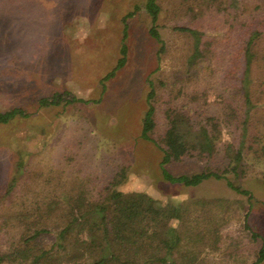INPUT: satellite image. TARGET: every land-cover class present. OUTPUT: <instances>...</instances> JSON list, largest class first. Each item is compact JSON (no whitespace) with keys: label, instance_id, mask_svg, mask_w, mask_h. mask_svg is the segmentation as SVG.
Returning a JSON list of instances; mask_svg holds the SVG:
<instances>
[{"label":"rangeland","instance_id":"1","mask_svg":"<svg viewBox=\"0 0 264 264\" xmlns=\"http://www.w3.org/2000/svg\"><path fill=\"white\" fill-rule=\"evenodd\" d=\"M146 1L0 0V112L22 108L28 114L0 124V252L16 241L17 222L8 217L24 204L47 195L96 196L117 179L118 191L175 204L203 202L188 209L192 240L184 228L183 244L196 256L192 264L257 259L264 244V0H156L160 53L148 33ZM125 26L126 56L117 66ZM174 27L203 32L201 48L208 51L196 65L187 62L193 37ZM255 28L254 108L240 146L243 103L235 86L244 42ZM149 81L156 122L150 136L182 155L166 169L173 175L218 172L250 197L230 189L225 179L210 177L190 187L163 179L162 151L141 137ZM73 96L77 100L67 102ZM168 108L198 125L215 118L217 129L207 123L212 133L219 131L213 155L185 153L168 129ZM238 148L242 160L235 172ZM38 232L36 242L49 248L55 232Z\"/></svg>","mask_w":264,"mask_h":264},{"label":"trees","instance_id":"2","mask_svg":"<svg viewBox=\"0 0 264 264\" xmlns=\"http://www.w3.org/2000/svg\"><path fill=\"white\" fill-rule=\"evenodd\" d=\"M145 6L152 21L148 33L160 44L158 50L160 53L164 50V42L156 27L160 7L156 0H147ZM129 15L127 14V17ZM174 29L193 37V50L187 57V62L192 66L196 65L208 51L205 49L207 51L204 52L201 48L203 32L189 27H174ZM124 30L120 47L121 58L117 66L123 65L126 56L124 43L126 26ZM258 36L259 30L255 28L244 42L242 77L239 85L235 86L237 93H241L243 103L242 115L239 117L240 146H243L247 132L246 125L254 108L250 91V68L254 58L253 44ZM114 71L115 69L103 80L112 76ZM149 85L151 90L147 94V108L142 118L141 137L152 140L162 151L159 167L163 179L187 187L197 186L210 177L225 179L230 189L242 195H249V191L234 185L218 172L209 170L191 175H173L166 169V164L180 159L182 155L174 154L150 136L156 122L155 107L152 103L154 96L152 82L149 81ZM75 100L77 98L73 96L67 102ZM231 111L235 114L237 110L231 108ZM27 115L22 108L1 111L0 124ZM166 118L169 131L183 142L186 154L203 157L213 155L216 151V137L219 131L212 133L207 124L212 123L217 129L214 117H206L208 122L201 121L198 125L193 122L191 116L179 111L178 108H168ZM233 160L235 164L232 170L236 172L237 165L242 160L240 148L235 151ZM20 164L18 162L17 168L21 167ZM118 183L119 180H112L104 187V191H99L96 196H87L85 193L47 195L35 200L34 204H24L20 210L8 217L9 220L17 222L19 232L10 248L0 252V264H192L196 256L191 248H186L183 244L184 228L187 229L188 236L192 240L191 235L195 231H192L193 220L188 217V209L196 202H203L175 204L156 199L143 192L118 191L113 188ZM40 227H47L56 234L55 241L49 248H43L36 242ZM252 235L256 234L252 233ZM263 260L264 244L252 264H258Z\"/></svg>","mask_w":264,"mask_h":264}]
</instances>
